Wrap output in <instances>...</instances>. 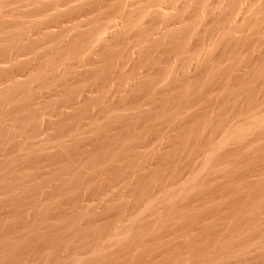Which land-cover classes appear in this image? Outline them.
I'll return each instance as SVG.
<instances>
[{"label": "rangeland", "instance_id": "obj_1", "mask_svg": "<svg viewBox=\"0 0 264 264\" xmlns=\"http://www.w3.org/2000/svg\"><path fill=\"white\" fill-rule=\"evenodd\" d=\"M0 264H264V0H0Z\"/></svg>", "mask_w": 264, "mask_h": 264}]
</instances>
